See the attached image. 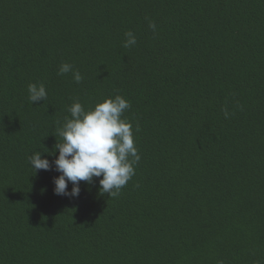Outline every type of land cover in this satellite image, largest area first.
Instances as JSON below:
<instances>
[{"label":"trees","instance_id":"1","mask_svg":"<svg viewBox=\"0 0 264 264\" xmlns=\"http://www.w3.org/2000/svg\"><path fill=\"white\" fill-rule=\"evenodd\" d=\"M117 95L135 175L55 195L28 158ZM0 264H264V0H0Z\"/></svg>","mask_w":264,"mask_h":264},{"label":"clouds","instance_id":"2","mask_svg":"<svg viewBox=\"0 0 264 264\" xmlns=\"http://www.w3.org/2000/svg\"><path fill=\"white\" fill-rule=\"evenodd\" d=\"M153 31L156 25L149 23ZM137 43L133 32L125 33L123 46L129 48ZM71 73L73 80L79 84L83 77L73 65L62 63L58 75ZM28 99L32 104L44 101L47 90L43 83L29 84ZM131 107L123 97L117 95L114 99H105L97 103L91 110L85 111L80 102H74L69 108L71 118L57 129L61 142L55 149L58 156L53 160L43 159L37 152L28 158L29 166L34 170L56 171L53 178L54 194L69 198H78L80 182L93 183L94 178H100L101 193L117 197L120 190L135 175L134 165L140 156L134 145L132 125L122 119L125 110ZM225 118L228 113L225 110ZM138 130V129H137ZM71 183V191L68 185Z\"/></svg>","mask_w":264,"mask_h":264}]
</instances>
